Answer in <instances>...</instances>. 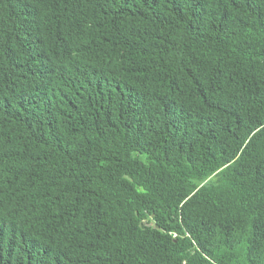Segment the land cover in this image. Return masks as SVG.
<instances>
[{
  "label": "trees",
  "instance_id": "16d2710c",
  "mask_svg": "<svg viewBox=\"0 0 264 264\" xmlns=\"http://www.w3.org/2000/svg\"><path fill=\"white\" fill-rule=\"evenodd\" d=\"M0 264H264V0H0Z\"/></svg>",
  "mask_w": 264,
  "mask_h": 264
}]
</instances>
